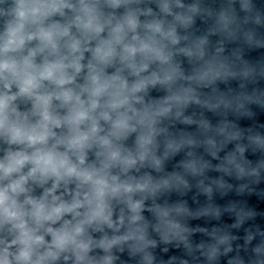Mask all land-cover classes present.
Masks as SVG:
<instances>
[{"label": "clouds", "instance_id": "clouds-1", "mask_svg": "<svg viewBox=\"0 0 264 264\" xmlns=\"http://www.w3.org/2000/svg\"><path fill=\"white\" fill-rule=\"evenodd\" d=\"M0 264H264V0H0Z\"/></svg>", "mask_w": 264, "mask_h": 264}]
</instances>
